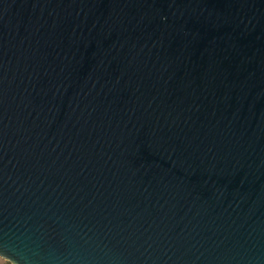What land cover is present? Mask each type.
<instances>
[{"label": "water", "instance_id": "1", "mask_svg": "<svg viewBox=\"0 0 264 264\" xmlns=\"http://www.w3.org/2000/svg\"><path fill=\"white\" fill-rule=\"evenodd\" d=\"M0 257L264 264V0H0Z\"/></svg>", "mask_w": 264, "mask_h": 264}, {"label": "rangeland", "instance_id": "2", "mask_svg": "<svg viewBox=\"0 0 264 264\" xmlns=\"http://www.w3.org/2000/svg\"><path fill=\"white\" fill-rule=\"evenodd\" d=\"M0 264H11L0 257Z\"/></svg>", "mask_w": 264, "mask_h": 264}]
</instances>
